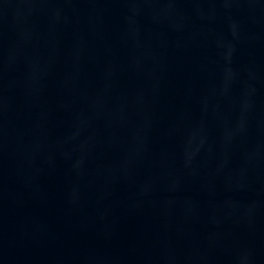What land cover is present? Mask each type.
<instances>
[{
	"label": "water",
	"instance_id": "water-1",
	"mask_svg": "<svg viewBox=\"0 0 264 264\" xmlns=\"http://www.w3.org/2000/svg\"><path fill=\"white\" fill-rule=\"evenodd\" d=\"M0 264H264V0H0Z\"/></svg>",
	"mask_w": 264,
	"mask_h": 264
}]
</instances>
